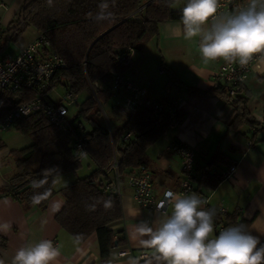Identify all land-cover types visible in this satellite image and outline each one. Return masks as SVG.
<instances>
[{"label": "trees", "instance_id": "obj_1", "mask_svg": "<svg viewBox=\"0 0 264 264\" xmlns=\"http://www.w3.org/2000/svg\"><path fill=\"white\" fill-rule=\"evenodd\" d=\"M175 1L114 0L113 3V0H108V11L112 15L97 22L94 17L100 11L102 0H34L24 8L21 22L20 10L2 29L0 49L9 40H18L28 27L42 33L50 41L54 52L65 61L64 67L56 70L53 84L63 86L65 92L73 97L85 94V98L65 132L41 113L30 114L14 122L11 128L28 136L31 142L23 148L10 150L15 173L0 186V196L11 195L24 208L44 209L49 198L56 192L60 193L64 205L55 216L56 222L77 242L95 233L99 264H108L110 251L113 248L122 249L126 244L123 229L115 228L122 218L119 197L105 188V184L111 181L105 167L112 157V148L119 155V178H126L139 167H147V149L169 128L166 117L152 118L146 107L126 109L123 103L125 92L112 90L111 81L116 75L127 72L131 64L129 55L141 50L147 40L158 34L160 22L181 21L182 10L172 9ZM241 92L242 89L231 97L223 86L206 91L232 106L228 126L237 130L242 125H248L251 140L254 141L257 131L264 128V119L255 121L250 117L248 96ZM114 95L121 97L122 104H114L112 110L123 111L124 115L120 123L112 125L103 105ZM30 96L28 94L26 98ZM178 116L180 118L179 111ZM126 133L130 134L127 142L123 139ZM76 137L82 139V156H89L95 168L88 176L76 178L56 191L53 188L55 177L77 171L80 167L82 156L75 153ZM3 148L0 143V150ZM34 154H38L36 163L32 160ZM213 163H222L228 168L234 165L221 153L215 154L207 164ZM198 170L195 171L194 167L192 181L214 188L223 180L227 169L222 173L208 171L207 167H199ZM33 182L39 186L34 187ZM27 184L31 186L18 192ZM104 200H111L113 206L105 209ZM93 203L96 210H87L86 206ZM215 211L217 234L227 227L241 224L248 229L250 220L241 218L238 211ZM3 245L0 241V246ZM155 256L156 253L143 259L134 256V260L136 264H158Z\"/></svg>", "mask_w": 264, "mask_h": 264}, {"label": "crops", "instance_id": "obj_2", "mask_svg": "<svg viewBox=\"0 0 264 264\" xmlns=\"http://www.w3.org/2000/svg\"><path fill=\"white\" fill-rule=\"evenodd\" d=\"M24 1L0 0V5L5 6H0L2 28H6L15 18ZM186 3L187 0H176L172 9L182 10ZM180 22H160L158 34L147 40L141 50L130 54L131 64L124 74L144 88L151 100H176L180 112V123L169 127L147 149V168L151 173L154 194L160 197L165 190L176 192L178 189L181 178L180 159L168 150L173 139L182 140L193 149L195 171H199V167L220 173L228 169L222 163L207 164L215 154L221 153L236 166L232 177L223 179L214 188L194 181L193 190L187 194H199L207 202L206 208L219 210L222 207L228 212L238 211L241 218L250 220L247 230L264 245V128L257 131L253 141L248 125H242L237 130L228 126L232 118V106L216 94L206 93L214 87V74L225 61L205 62L199 53V38H177L165 31L166 24L175 25ZM189 88L194 90L190 91ZM241 93L248 96L250 117L255 121L264 119V74L256 73L251 68L243 81ZM29 139L23 146L30 144ZM1 141L4 148L0 150V186L15 173V164L9 154L12 149L5 147L2 138ZM250 141L252 145L249 146ZM7 156L12 161H4ZM32 160L36 163L38 156L34 154ZM73 179L60 174L55 177L53 188L58 191ZM119 200L122 218L115 228L124 231V248L130 250L133 256L142 251L148 256L153 255L155 250L142 242L148 240L149 236L139 233L137 226L142 222L153 224L159 213L137 205L132 197V189L125 181L120 185ZM63 205L64 199L58 192L49 198L44 209L24 208L11 195H1L0 224H8L9 228L7 232L0 231V241L4 243L0 246V260L4 264H12L19 248L48 239L60 251L58 264H99L95 233L77 242L56 222L55 216ZM167 211L171 212L170 206ZM217 235L214 225L212 237ZM118 250L113 248L110 251L108 264H130V261H135L131 255L120 257Z\"/></svg>", "mask_w": 264, "mask_h": 264}, {"label": "clouds", "instance_id": "obj_3", "mask_svg": "<svg viewBox=\"0 0 264 264\" xmlns=\"http://www.w3.org/2000/svg\"><path fill=\"white\" fill-rule=\"evenodd\" d=\"M99 7L94 19H109L108 0H102ZM219 7L220 0H187L181 22L166 24L165 31L177 38H199V53L205 62L223 59L246 67L255 59L252 70L264 74V0H247L229 14H218ZM33 185L39 186L37 182ZM163 196L153 224L137 226L139 233L149 236L142 242L155 250L158 264H264V245L244 225L227 227L212 237L216 211L206 208L207 202L199 194L166 190ZM102 203L105 209L113 206L111 200ZM86 207L96 210L95 203ZM8 228V224H0V231L7 232ZM59 256L53 241L42 239L19 248L12 264H58Z\"/></svg>", "mask_w": 264, "mask_h": 264}, {"label": "built area", "instance_id": "obj_4", "mask_svg": "<svg viewBox=\"0 0 264 264\" xmlns=\"http://www.w3.org/2000/svg\"><path fill=\"white\" fill-rule=\"evenodd\" d=\"M246 3L247 0H220L218 14L233 13ZM0 6L5 7L2 4ZM2 38L0 19V40ZM254 62L255 59L246 67H241L238 63L222 62L214 74V87L223 86L229 96L237 95ZM64 65V59L54 52L50 41L38 32L20 48L16 55L0 56V132L11 128L17 119L33 113H41L62 132L68 129L73 118L69 116L68 106L75 104V97L71 93H66L64 101L61 99L54 101L51 96L56 87L53 84L54 74ZM159 70L162 71L161 68ZM111 86L114 91L125 92L123 103L126 109L143 106L150 110L152 118L166 117L169 127H175L180 123L176 100H151L144 88L122 74L112 79ZM28 94L31 95L30 98H26ZM129 138V133L123 137L126 142ZM75 140V153L81 157L84 154L82 139L76 137ZM248 145H252V141L248 142ZM168 150L177 154L181 163V178L176 193L187 194L193 188L194 151L179 139H173ZM235 167L231 165L223 173V179L231 178ZM105 173L111 179L105 184V188L112 190L119 197L122 183L119 178V155L115 148H112V157L105 167ZM125 182L132 189V197L137 205L157 212V205L164 196L162 194L157 197L154 194L151 173L147 167H139L135 172L127 175ZM219 211L226 210L220 207ZM118 255L123 257L131 255V252L122 248L118 250ZM147 256V253L142 251L137 258L143 259ZM131 257L134 259L133 255Z\"/></svg>", "mask_w": 264, "mask_h": 264}, {"label": "rangeland", "instance_id": "obj_5", "mask_svg": "<svg viewBox=\"0 0 264 264\" xmlns=\"http://www.w3.org/2000/svg\"><path fill=\"white\" fill-rule=\"evenodd\" d=\"M145 0H142V2H144ZM3 30L5 29V27L2 28ZM36 34V31L33 27H28L26 29L25 32H23V34L19 37L18 40H9L6 44L5 47L3 48V51L1 52L0 56L3 55H16L20 48L27 43L28 41H30V39ZM65 89L63 88V86L61 85H57L55 87V89L53 90V92L51 93V96L53 98L54 101H58V100H62L64 101V97H65ZM85 98V94H80L77 95V97H75V103L71 106H68V111H69V116H74L76 114V112L79 109L80 104L82 103V101ZM114 104H122V99L120 96L118 95H114L111 97V99L107 102V104L103 105V109L104 112L106 114V117L110 119L111 124L114 125L116 124L115 122L120 123L122 121L124 112L123 111H114L112 110V106ZM0 137L3 139V142L5 143V147H8L10 149H20L23 148L25 146H23L25 144V141H27L28 136H25L19 132H17L14 128H9L7 130H3L0 133ZM30 140V139H29ZM23 146V147H22ZM27 146V145H26ZM38 155L35 154V157H37ZM4 161H12V159L7 156L6 158L3 159ZM95 166L92 162V160L89 158V156H83L81 158L80 161V167L78 168L77 171H72V172H67V173H63L62 177H71L74 178L73 180H75L76 178H80V177H84V176H88L89 174H91V172L94 170ZM61 179V178H60ZM125 181V178L121 179V183Z\"/></svg>", "mask_w": 264, "mask_h": 264}, {"label": "water", "instance_id": "obj_6", "mask_svg": "<svg viewBox=\"0 0 264 264\" xmlns=\"http://www.w3.org/2000/svg\"><path fill=\"white\" fill-rule=\"evenodd\" d=\"M33 1H34V0H28V1H26V2L23 4L22 8L20 9V10H21V12H20V22L22 21V18H23V10H24V8L27 7V6L29 5V3H30V2H33ZM1 51H2V49H0V52H1ZM30 186H31V184H27V185H25L24 187L20 188V189L18 190V192H21V191H23V190L29 188Z\"/></svg>", "mask_w": 264, "mask_h": 264}]
</instances>
